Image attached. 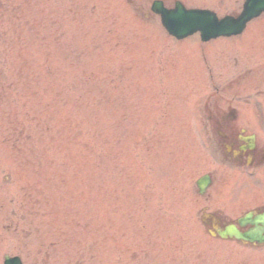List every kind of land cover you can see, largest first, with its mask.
<instances>
[{
    "label": "rangeland",
    "instance_id": "obj_1",
    "mask_svg": "<svg viewBox=\"0 0 264 264\" xmlns=\"http://www.w3.org/2000/svg\"><path fill=\"white\" fill-rule=\"evenodd\" d=\"M152 1L0 0V264H264L199 218L259 189L214 170L212 132L224 114L264 132V15L241 37L177 41Z\"/></svg>",
    "mask_w": 264,
    "mask_h": 264
},
{
    "label": "flooded vegetation",
    "instance_id": "obj_2",
    "mask_svg": "<svg viewBox=\"0 0 264 264\" xmlns=\"http://www.w3.org/2000/svg\"><path fill=\"white\" fill-rule=\"evenodd\" d=\"M217 125L214 129L215 144L219 155L225 162L231 163L240 171L251 172L249 178L257 177V171L264 173V133L261 135L255 130L244 126L234 114L216 115L213 117ZM255 136L254 146L251 147V137ZM214 178V176H213ZM252 205V206H250ZM247 208L242 212L245 214L249 210L257 212L264 210L263 200H249ZM218 214L223 215L224 210L219 208ZM225 219H231L224 217ZM248 225L246 228H248ZM244 228V229H246Z\"/></svg>",
    "mask_w": 264,
    "mask_h": 264
},
{
    "label": "water",
    "instance_id": "obj_3",
    "mask_svg": "<svg viewBox=\"0 0 264 264\" xmlns=\"http://www.w3.org/2000/svg\"><path fill=\"white\" fill-rule=\"evenodd\" d=\"M259 3V0H251L247 4L243 15L237 19L227 17L219 20L214 12L207 10L187 11L183 7H179L175 11L162 10V13L165 24L178 37H185L194 32L201 31L202 38L208 40L218 35H230L242 31L247 21L264 10V4L260 6ZM258 219L264 224V215L259 216ZM227 231L238 239H260L262 232L261 227H257L248 233H240L235 227H229ZM6 264H21V262L17 258L11 259L6 257Z\"/></svg>",
    "mask_w": 264,
    "mask_h": 264
},
{
    "label": "bare ground",
    "instance_id": "obj_4",
    "mask_svg": "<svg viewBox=\"0 0 264 264\" xmlns=\"http://www.w3.org/2000/svg\"><path fill=\"white\" fill-rule=\"evenodd\" d=\"M172 44V43H171Z\"/></svg>",
    "mask_w": 264,
    "mask_h": 264
}]
</instances>
